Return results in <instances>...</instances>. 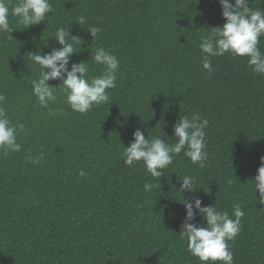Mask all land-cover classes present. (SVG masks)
I'll use <instances>...</instances> for the list:
<instances>
[{"label":"trees","instance_id":"1","mask_svg":"<svg viewBox=\"0 0 264 264\" xmlns=\"http://www.w3.org/2000/svg\"><path fill=\"white\" fill-rule=\"evenodd\" d=\"M50 3L48 20L24 28L10 15L11 36L0 33L3 106L12 123L24 125L20 151L0 150V264H201L180 236L181 202L193 195L179 189L185 175L196 178L202 206L233 216L241 205V230L228 242L233 264H264V205L253 181L264 156V75L229 53L210 57L211 72L203 69L201 37L225 23L219 0ZM249 6L264 10V0ZM91 27L100 33L92 37ZM58 28L80 38L70 65L87 61L89 77L104 70L88 61L91 50L117 57L108 103L75 112L61 86L55 102L40 106L32 92L40 66L31 53L61 47L53 39ZM259 48L264 53V36ZM195 114L209 122L204 167L183 152L160 179L143 161L124 164L136 129L172 144L179 116ZM146 183L154 187L145 191ZM194 222L204 226L199 215Z\"/></svg>","mask_w":264,"mask_h":264},{"label":"clouds","instance_id":"2","mask_svg":"<svg viewBox=\"0 0 264 264\" xmlns=\"http://www.w3.org/2000/svg\"><path fill=\"white\" fill-rule=\"evenodd\" d=\"M219 3L225 23L221 27L211 28L209 35L201 37L199 48L203 54V69L211 72L210 57L229 53L234 58L247 57L252 71L264 75V53L259 48L260 38L264 36V10L251 8L250 0H219ZM49 13H53L50 0H18L14 5L11 0H0V33L11 36L14 28L10 25V15L17 17V23L26 28L48 20ZM77 23L82 25L83 17ZM88 31L95 37L101 29L91 27ZM53 39L61 47H53L43 55L39 51L31 53V60L40 66L39 78L32 81V92L40 106L48 108L50 103L55 102L56 89L61 86L66 95V103L75 112L87 113L94 106L108 103L110 97L107 90L116 87V73L119 70L117 57L103 47H97L94 55L91 50L88 61L103 65L104 70L97 76L89 77L87 61L70 65L72 54L81 50L74 46L80 38L71 35L69 29L58 28ZM51 80H60L61 84L52 86L49 84ZM5 100L6 97L0 94V150L7 154L20 151L17 135L24 125L12 123L3 106ZM50 114L54 112L50 110ZM208 123L200 114L192 115L191 118L187 115L179 116L173 125L176 142L172 144L166 143L159 136L149 138L148 135L145 138L144 133L136 129L130 146H124L123 162L126 166H133L143 161L147 172L158 179L181 152L193 164L204 167L208 155L204 130ZM260 160L261 166L253 180L254 195L257 202L264 205V156ZM79 175L84 176V172L81 171ZM179 180L182 181L179 187L181 193L187 191L193 194L190 199L183 198L181 202L186 215L181 224L180 236L187 240L189 252L201 264H233V253L228 242L234 240L241 230V219L244 216L241 205L234 204L233 216L227 211L218 210L215 204L202 206L201 199L195 196L198 189L195 186L196 178L185 175ZM226 182L229 185L233 183L231 178ZM144 187L145 191H150L154 185L146 183ZM198 215L202 217L204 226L194 222Z\"/></svg>","mask_w":264,"mask_h":264}]
</instances>
